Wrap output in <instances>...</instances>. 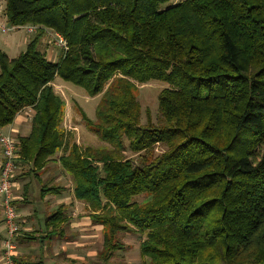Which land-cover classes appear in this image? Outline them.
I'll use <instances>...</instances> for the list:
<instances>
[{
	"label": "trees",
	"instance_id": "16d2710c",
	"mask_svg": "<svg viewBox=\"0 0 264 264\" xmlns=\"http://www.w3.org/2000/svg\"><path fill=\"white\" fill-rule=\"evenodd\" d=\"M168 1L4 0L9 24L42 28L15 57L0 51V128L32 112L18 162L38 179L50 163L70 176L39 179L40 191L87 205L102 225L101 264L134 231L148 264H264V0ZM44 28L67 41L57 60L40 48ZM57 77L101 94L96 122L81 118L113 153L62 128ZM151 80L166 84L160 120L142 124L136 85Z\"/></svg>",
	"mask_w": 264,
	"mask_h": 264
},
{
	"label": "crops",
	"instance_id": "0c3cea01",
	"mask_svg": "<svg viewBox=\"0 0 264 264\" xmlns=\"http://www.w3.org/2000/svg\"><path fill=\"white\" fill-rule=\"evenodd\" d=\"M1 14L2 10H0ZM5 21L7 22L6 18ZM0 33L6 32L0 30ZM7 34H0L1 44L12 47L18 43L17 48H19L20 42H18L16 35ZM23 50L20 49L19 53ZM0 51L5 52L4 49H0ZM47 52L49 58L50 51L48 50ZM7 56L13 58L16 55L11 56L7 54ZM53 85L54 89L56 86L60 88L66 87L60 82ZM61 91L63 92L62 89ZM26 114L25 110L21 111L11 124L0 128V131L6 134L9 133L12 136L14 135V137L26 135L29 132L32 116L26 119ZM26 127L27 130L25 129ZM20 131L24 133L20 134ZM1 160L2 153L0 150V163ZM29 177L28 175V178L26 176L25 178L22 177L15 180L17 188L15 189L13 204L18 212L20 226L22 227L21 231L14 237V242L16 243L14 254L16 262L18 264L88 263L96 255L91 245L98 240L99 234L103 235L102 225L91 222L88 216L87 205L84 202L76 200L71 191L47 195H43L40 191V181L62 185L70 183L72 185L71 178L58 163H50L47 165L44 173L41 174L40 181L34 176L38 180L37 186L39 187V192H35L34 196L29 192L31 181ZM60 209L64 213L62 221L57 224L49 223V217ZM5 235L6 227L0 208V264H2V240Z\"/></svg>",
	"mask_w": 264,
	"mask_h": 264
},
{
	"label": "rangeland",
	"instance_id": "374dc122",
	"mask_svg": "<svg viewBox=\"0 0 264 264\" xmlns=\"http://www.w3.org/2000/svg\"><path fill=\"white\" fill-rule=\"evenodd\" d=\"M177 1L181 0H169L168 4H174ZM4 0H0V10L3 13ZM0 20L5 21V17L1 14ZM7 35L14 34L17 37L18 42H20V47L17 48L18 43H16L12 47L4 46L0 42V49H4V51L11 55L15 56L19 53L20 49H25L26 43L32 37V35L26 33L24 29H18L13 31H8ZM0 33V34H6ZM7 47V48H4ZM40 48L42 50H49V58L53 60H57L59 57V48L53 44L48 35H45L42 38V42L40 44ZM3 52V51H2ZM58 53V54H56ZM48 55V52H47ZM58 81L64 82V88H60L58 86L55 87L57 93H59L63 99L65 100V116L62 122V128L68 132H70L73 140H75L82 148L85 146H91L94 148H103L106 151L112 152L114 148H112L111 144H108L104 141H101L99 137L86 125V123L81 118L80 110H83L85 114L93 121L96 122L95 117V107L98 100L101 97V94L95 97H89L83 88L74 85L70 82L64 81L60 77H57ZM56 85V83H55ZM166 86L165 83L158 80H151L147 83L137 84L136 85V95L138 96V101L141 106V123L144 124L146 122L147 115H149L154 123L160 120L159 111H158V96L162 88ZM63 90V92L61 91ZM26 119L30 118L32 112L28 109H25ZM27 122V120H26ZM27 130V127L25 128ZM23 134V131L19 132ZM12 136V135H11ZM14 137V135H13ZM166 149L165 145L156 144L154 147V153L159 154L160 152ZM122 157L133 158L134 162L137 159L136 154L129 151L128 148H125L121 153ZM32 167L30 163L26 162H17L16 169L13 174V179L17 180L18 178H25L28 175L24 176V170ZM67 174V173H66ZM68 175V174H67ZM31 178L30 181V193L35 196V192H39V187L37 186L38 180L35 179L34 175H29ZM69 176V175H68ZM50 177V175H49ZM70 177V176H69ZM44 180V179H43ZM47 182V181H46ZM145 197H138L137 200H144ZM88 210V209H87ZM89 214V210H88ZM143 233L140 232H120L118 235V239L122 242L124 247L122 249H117L112 255L110 260L111 264H148L147 259L141 255L139 244L143 239ZM98 240L93 242L91 245L92 249L96 252V255L93 256V259H90L86 264H101L100 253L103 251V235H98ZM94 241V240H93Z\"/></svg>",
	"mask_w": 264,
	"mask_h": 264
},
{
	"label": "built area",
	"instance_id": "2783aa9c",
	"mask_svg": "<svg viewBox=\"0 0 264 264\" xmlns=\"http://www.w3.org/2000/svg\"><path fill=\"white\" fill-rule=\"evenodd\" d=\"M42 26L38 24H8L0 20V30L7 32L13 29H24L26 33L32 35ZM45 33L58 48L66 51L68 49L66 39L59 33L44 28ZM17 139L11 134L0 131V150L2 160L0 163V208L3 222L6 227V235L2 240V264H18L15 260L16 243L14 237L21 231L18 212L13 204L15 197L16 181L13 174L17 166L19 155L16 153Z\"/></svg>",
	"mask_w": 264,
	"mask_h": 264
}]
</instances>
